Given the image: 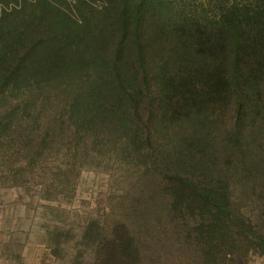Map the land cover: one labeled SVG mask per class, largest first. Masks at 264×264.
Here are the masks:
<instances>
[{
	"label": "rangeland",
	"instance_id": "rangeland-1",
	"mask_svg": "<svg viewBox=\"0 0 264 264\" xmlns=\"http://www.w3.org/2000/svg\"><path fill=\"white\" fill-rule=\"evenodd\" d=\"M138 4L0 0V33L37 47L49 36L56 46L50 51L69 56L63 69L43 70L37 50L13 90L0 93V264H96L98 250L123 229L138 264H264V251L226 263L203 258L181 212L173 211L167 182L186 177L187 168L222 166L200 162V153L230 151L236 127L247 147L264 142V61L241 59L244 113L236 122L228 44L219 59L210 37L206 53L191 52L161 26L167 15L145 11L139 36L129 37L118 57L120 28L133 31ZM197 6L204 11L198 24L215 16L209 5ZM79 8L88 11L83 18ZM57 11L72 13L75 23ZM136 46L141 53L131 51ZM223 172L214 182L228 185L264 237V192Z\"/></svg>",
	"mask_w": 264,
	"mask_h": 264
},
{
	"label": "trees",
	"instance_id": "trees-1",
	"mask_svg": "<svg viewBox=\"0 0 264 264\" xmlns=\"http://www.w3.org/2000/svg\"><path fill=\"white\" fill-rule=\"evenodd\" d=\"M110 1L112 4L118 1L128 4V0ZM197 1L209 5L215 11V16L207 22L204 21V25L198 24L196 18L200 11L204 12L201 6L198 8ZM137 6L139 13L135 14L133 31L127 27L122 30L120 28V43L115 48L118 57L125 47V43L130 39L129 37L139 36L145 11L162 13L164 18L167 15L161 26L170 28L167 30L168 34L182 40L183 47L190 49L191 52L206 53L207 50L203 49L204 41L212 38L215 40V44L218 43V51L214 57L219 59L223 54V43L228 44L230 67L233 73L231 84L234 86L232 98L236 106L233 116L236 122H241L244 102L237 76L241 70L240 65L243 57L252 55L257 61L256 65L264 61V43H262L264 42V0H139ZM51 8L53 9L54 6ZM79 11L81 13L78 15L82 18L85 16L83 13L88 12L81 8ZM60 14L67 24L75 23L72 13L61 11ZM89 14L94 15L93 10ZM217 26L222 29L226 27L227 32L209 30ZM247 26L253 28L245 33ZM78 27L84 28V26ZM71 28L73 26L67 28L70 39L73 33H70ZM33 35L34 32H30L25 37L33 38ZM25 41L19 36H13L9 30L0 33V93L13 90L10 87H14L22 78V74L27 72L26 68L29 67V63L26 62L27 56L35 57L34 52L37 50L39 64L43 70L48 67L57 70L63 69L69 62L66 50L50 51V47L56 48V46H51L52 41L49 36H43L38 41V47ZM194 43H198V45ZM132 50L142 52L139 46ZM208 52L210 53L211 50ZM39 54L44 56H39ZM139 94L141 95V93ZM116 96L121 100L128 99L120 92H117ZM143 96L146 98L145 95ZM146 100L145 103L149 102ZM97 107L95 108L100 111L101 107ZM134 112L138 115L136 109ZM237 128H235L236 133L229 139L230 151H226L223 155L207 151L200 153L202 157H200V162L203 160L206 164L212 161L225 162L222 165L224 167L220 163L217 167L202 165L199 169L191 168L190 170L187 168V173L184 170L186 177H183V174L182 177L179 174L167 177L173 211L181 212V217L186 221L187 238L202 246L200 254L203 258L212 261L221 259L223 263L243 258L247 253L264 251V237L261 235L259 226L252 224L242 215L244 213L229 194V187L226 183L217 184L214 182L215 178L224 176L223 170H229L230 174L239 176L246 186L249 185L252 191L258 190L261 195L264 192V142L259 141L260 144L256 142L251 147H247V140L243 138L241 131H237ZM224 143L227 144V141ZM192 151L190 150V152ZM190 152L186 155L188 161L191 160ZM189 172L195 176L198 175L197 178H192L188 174ZM189 221H193V224L190 225ZM95 258L96 264H138L139 262V254L134 247L133 238L126 229L114 234L113 239L98 250Z\"/></svg>",
	"mask_w": 264,
	"mask_h": 264
}]
</instances>
